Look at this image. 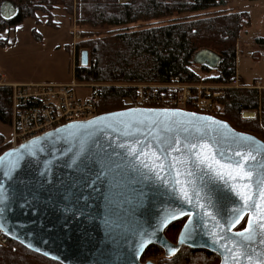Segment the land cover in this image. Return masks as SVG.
<instances>
[{
    "label": "water",
    "instance_id": "1",
    "mask_svg": "<svg viewBox=\"0 0 264 264\" xmlns=\"http://www.w3.org/2000/svg\"><path fill=\"white\" fill-rule=\"evenodd\" d=\"M17 13L13 0L1 1L3 20ZM219 61L208 49L193 57L194 64L208 69ZM87 62L88 53L82 50L80 63ZM135 140L150 143L153 151L158 144L168 148L180 141V152L160 153L163 179L118 147ZM188 143H208L225 154L224 160L239 159L236 151H252L253 182L264 179V141L227 121L181 108H124L64 124L2 152L0 229L10 240L60 264H154L140 260L149 245L159 246L165 257L182 246L208 250L219 256L218 264H237L232 255L242 251L246 255L239 264H257L264 258L259 230L247 248L235 235L248 226L251 210L245 209L244 219L229 230L227 221L235 215L231 210L242 202L214 174L192 164ZM173 157L188 161L177 165L185 173L179 177L171 167ZM177 178L191 181L190 191L195 187L202 197H210L211 206L208 199L200 201L205 209L178 199ZM181 209L193 212L191 224L188 216L171 218ZM205 210L215 219L204 216ZM184 217L176 242L169 241L164 229ZM243 221L244 227L237 229Z\"/></svg>",
    "mask_w": 264,
    "mask_h": 264
},
{
    "label": "trees",
    "instance_id": "2",
    "mask_svg": "<svg viewBox=\"0 0 264 264\" xmlns=\"http://www.w3.org/2000/svg\"><path fill=\"white\" fill-rule=\"evenodd\" d=\"M13 1L18 13L10 20L0 18V33L26 17L53 23V12L59 9L74 17L80 40L75 47L73 77L77 82L97 85L92 94L97 98L98 113L124 109V100L136 94L132 84L232 83L236 78L237 42L241 31L250 26L248 12L235 10L228 0ZM203 49L220 56L215 69L193 63L195 53ZM82 50L88 53L85 65L80 63ZM11 98V87L0 86V121L8 125ZM213 100L218 107L214 116L264 141V89L230 87ZM185 108L195 110L191 101ZM6 147L0 134V154ZM181 224H170L166 237L176 238ZM243 227L244 221L237 229ZM140 260L154 264H218L219 256L182 246L171 257H165L159 246L149 245ZM0 264L60 263L9 240L6 247H0Z\"/></svg>",
    "mask_w": 264,
    "mask_h": 264
},
{
    "label": "rangeland",
    "instance_id": "3",
    "mask_svg": "<svg viewBox=\"0 0 264 264\" xmlns=\"http://www.w3.org/2000/svg\"><path fill=\"white\" fill-rule=\"evenodd\" d=\"M228 1L235 10L246 11L250 17V26L241 31L237 42L235 80L238 81V87L235 88H249L247 86L260 81L262 88L257 90H262L264 89V42H257V40L264 39V0ZM53 13V23L46 22L43 18L39 21L36 17H26L1 31L0 86L11 87L12 93L14 84L74 82L80 85L77 90L78 96L84 98L93 95L92 83L77 82L73 77V68L76 64L75 47L80 40L79 27L74 17L62 9L55 10ZM195 68L198 71V67L195 66ZM197 84L203 88L209 87L210 92L217 90L211 88L212 86H221L201 81ZM231 85L232 83L224 86L230 88ZM220 90L223 93L224 88ZM195 97L192 96L187 102H193ZM204 100L206 98L200 97V101H203L209 111L198 110L193 105L194 111L214 115L213 112L218 108L214 100ZM187 102H180L178 106L186 109ZM96 112L98 113V105ZM11 133L10 124L0 121V134L3 135L4 144L7 146L5 150L11 148L8 144ZM172 240L175 241L176 238Z\"/></svg>",
    "mask_w": 264,
    "mask_h": 264
},
{
    "label": "built area",
    "instance_id": "4",
    "mask_svg": "<svg viewBox=\"0 0 264 264\" xmlns=\"http://www.w3.org/2000/svg\"><path fill=\"white\" fill-rule=\"evenodd\" d=\"M79 86L74 82L14 84L9 109L12 132L10 141H8L10 147L15 148L64 124L85 121L98 115L96 112V96L90 95L84 98L78 96ZM95 86L97 85H92V87ZM131 86L136 88V94L135 98L125 99L126 108H180L178 106L180 102L185 103L192 96H196L192 100L193 105L198 110H206L207 112L209 111L207 110L208 107L203 104V101H200V97H204L206 98L204 101H208L221 96L223 93L220 89L227 88L224 85L212 86L211 88L217 90L210 92L209 87L203 88L199 84L140 83ZM231 86L238 87V81L233 80ZM247 87L262 88L260 81ZM194 91L196 94L192 95ZM9 240L3 230L0 229V247H6Z\"/></svg>",
    "mask_w": 264,
    "mask_h": 264
},
{
    "label": "snow or ice",
    "instance_id": "5",
    "mask_svg": "<svg viewBox=\"0 0 264 264\" xmlns=\"http://www.w3.org/2000/svg\"><path fill=\"white\" fill-rule=\"evenodd\" d=\"M179 145V140H176L175 144L170 145L168 148L159 147L158 144L157 150L153 151L150 143L142 144L140 140H135L131 144H120L118 147L126 148L127 155L135 157L143 167L155 171L157 177L163 179V177H160V172L164 170L165 164L162 162L160 153L167 152L168 155H171V152H180L181 148ZM185 148L191 156L194 157L192 160L194 166L197 168L203 166L208 172L214 174V177L228 185V190L234 193L242 202V207L237 206L231 210L235 215L234 218H229L227 221L229 230L244 219L245 209L251 210L248 217V226L243 231L235 233L236 236L242 238L243 242H246L242 247L247 248L251 242L255 241L257 229L262 237L260 243L264 244V179L256 180L254 183L253 169L250 167V162L256 160V155H254L252 151H236L234 155L239 159L224 160L223 157L225 154L223 152H218L208 143H188L185 145ZM173 160L175 163H173L171 167L176 168L177 177L185 174L177 165L186 164L188 161L178 157H173ZM158 161L160 162L158 163ZM3 163V159L0 158V166H2ZM261 166L264 167V165ZM186 174L191 176L193 172L187 171ZM191 184V181H182L179 178L176 179V185H178V187L174 189V191L178 192V199L194 207L198 206L201 209H205V204L200 203L201 199H208L209 206H211L210 197L206 195L202 197L201 193L197 191L195 187H192L190 191L189 185ZM181 216H188L190 218L188 223H192L191 217L193 216V212L184 211L183 209L173 211L171 218L177 219ZM204 216L215 219L213 214L207 210L204 211ZM215 226L220 228L224 227V225L221 224ZM185 227L187 228L188 224H186ZM211 234L213 236L216 235L215 232ZM189 235H191V233H189ZM237 243L238 245L240 244V242ZM227 250L233 253V249ZM242 255H246V252L235 251L232 255V259L239 264ZM257 264H264V258H260Z\"/></svg>",
    "mask_w": 264,
    "mask_h": 264
},
{
    "label": "flooded vegetation",
    "instance_id": "6",
    "mask_svg": "<svg viewBox=\"0 0 264 264\" xmlns=\"http://www.w3.org/2000/svg\"><path fill=\"white\" fill-rule=\"evenodd\" d=\"M185 220H186V217H184V218L178 220V221H182V224H181V226H180V228H179V231H178V233H177V237H178V234H179V232H180V230H181V228H182V226H183ZM173 223H174V222H173ZM171 224H172V223H171ZM168 227H169V226H167V227L164 229V235H165V231H166V229H167ZM165 237H166V235H165ZM177 237H176V240H177ZM166 238H167V237H166ZM167 239H168V238H167ZM168 240L171 241V242H173V243L176 242V240H175V241L170 240V239H168Z\"/></svg>",
    "mask_w": 264,
    "mask_h": 264
},
{
    "label": "crops",
    "instance_id": "7",
    "mask_svg": "<svg viewBox=\"0 0 264 264\" xmlns=\"http://www.w3.org/2000/svg\"><path fill=\"white\" fill-rule=\"evenodd\" d=\"M15 83H18V82H15Z\"/></svg>",
    "mask_w": 264,
    "mask_h": 264
}]
</instances>
